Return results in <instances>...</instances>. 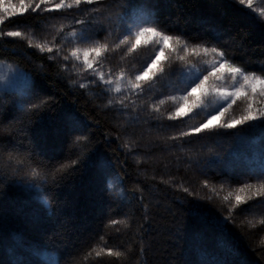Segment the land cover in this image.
<instances>
[{
    "label": "trees",
    "instance_id": "obj_1",
    "mask_svg": "<svg viewBox=\"0 0 264 264\" xmlns=\"http://www.w3.org/2000/svg\"><path fill=\"white\" fill-rule=\"evenodd\" d=\"M9 3L16 11L0 9V61L24 71L28 84L0 90V264H52L45 252L54 264H264V194L254 195L264 186L254 165L264 160V117L218 127L249 103L258 113L264 97H242L217 124L181 136L210 118L197 110L168 119L194 78L189 67L205 74L208 56L166 53L163 72L156 68L143 91L105 83L119 75L135 82L155 58L157 44L117 47L147 26L217 48L264 78V0L252 8L238 0H103L61 9L49 0L35 12L39 0H24L27 11L20 0H0ZM97 44L107 50L92 69L71 57Z\"/></svg>",
    "mask_w": 264,
    "mask_h": 264
},
{
    "label": "snow or ice",
    "instance_id": "obj_2",
    "mask_svg": "<svg viewBox=\"0 0 264 264\" xmlns=\"http://www.w3.org/2000/svg\"><path fill=\"white\" fill-rule=\"evenodd\" d=\"M49 0H39V3L35 4V7L32 8V11L35 12L38 9H40L41 4L47 3ZM103 0H73V3L66 4L65 0H60V3L55 4V9H61L64 7L71 8L73 4L79 6L81 3L84 4H94V3H102ZM239 4L241 5H247L248 8L253 7V0H238ZM27 7H31V0H29V4ZM27 7H25L24 0H20V9L21 11H27ZM43 11H49L51 9H42ZM255 10V9H254ZM3 11L5 14L14 13L16 11L15 7L9 3L6 7H3ZM264 14V13H262ZM3 19L0 18V24H3ZM3 35H6L8 37H21L22 33L20 31H7L6 33H2ZM141 42H143L145 45L147 44H157L160 45L158 52L155 55V58L152 59L151 63H148L146 67H143L140 74L136 75L135 82L128 81V85L132 90H141L142 89V83L150 81L155 75H156V68H159L161 72H163V67L161 66V60L162 58H165L166 53H175L177 58L185 61L186 57L192 56V57H198V56H208L210 54H214L216 57H218V60H214L210 66V70L207 71V75H203V78L201 79L199 75L195 76L192 81L184 86V91L186 92V95H183L179 97L180 100L183 101V103L176 109L175 113L170 115L168 117L169 120H174L178 117H181L185 114V109H190L191 107L198 106V103L200 101V96L196 95L197 93H200V95H204L206 92V88L209 86V80L210 78H215V80H222L225 77V73H227L231 79L239 84V87H235L233 91L229 92L226 90H220L218 95L221 100L223 101H230L227 103V106L221 105L220 108L217 110L218 115H211V119L208 120L207 123H203L201 127L192 129L191 132H182L181 136H186L194 133H200L204 129H209L210 125L212 124V120H218L220 117H223L225 113L228 112L230 108H232V105L236 103V101L242 97H245L249 100H251L253 97L259 95L260 97H264V78H262L259 75L255 74H246L242 69L238 66H233L232 63H230L225 58V53L223 51H218L217 48H207L202 47L200 45H197L195 47H190L184 40H182L179 36L167 34L166 32L160 30L156 26H147V27H141L137 32L134 34H131L129 36H126L123 40L120 41V44L117 45V47H120V45H130L128 48L129 52L135 51L138 46L141 45ZM31 40L29 41V44L31 45ZM35 47L39 49L41 52L48 51L52 52L53 49L48 47L46 44H35ZM107 50L106 45L97 44L91 48H86L83 50V56H84V65L86 69H92L93 64L89 62V56L91 54H94L93 59L100 57L105 51ZM80 49L73 50L71 52V57L79 59V52ZM69 57H65V59H68ZM101 79H103V75L101 74ZM239 78V79H238ZM119 79V78H118ZM240 80L243 81V83H240ZM196 81H199L198 83ZM112 80H105V83L111 84ZM194 85V86H193ZM83 87V85H81ZM190 89V91L188 90ZM120 86L117 82V86L115 88L116 92H119ZM251 93V95L249 94ZM163 103V101H161ZM252 104H248V108L245 112V114L241 115L238 119H231V120H224L222 123L218 125L220 128H226V129H232L236 127L237 125H242L246 122L253 121L258 119L259 117H264V109L259 110L258 113H253L251 111ZM156 110V109H154ZM75 163V161H73ZM63 168L68 167V165H63ZM36 173L33 172V175ZM248 188H251L252 186H246ZM239 192L245 191L244 188H241L238 190ZM264 194V186H261V188L254 193V195ZM225 200L228 199L226 196L224 198ZM243 202V198L239 195L236 196V203L240 204ZM261 223H264V221H261ZM261 243H264V241H261ZM109 255H115L120 256L121 253L119 251L113 252L109 250ZM99 255V253H97Z\"/></svg>",
    "mask_w": 264,
    "mask_h": 264
},
{
    "label": "rangeland",
    "instance_id": "obj_3",
    "mask_svg": "<svg viewBox=\"0 0 264 264\" xmlns=\"http://www.w3.org/2000/svg\"><path fill=\"white\" fill-rule=\"evenodd\" d=\"M255 1L257 0H253V3H255ZM7 5L8 4L0 5V9L3 10V7H6ZM76 49H79V48H76ZM80 50H81L79 52L80 58L77 60L84 65V56H83L84 48H80ZM213 56L215 59H211ZM93 57H94V54H91L89 56V62L92 63ZM208 59L209 60L205 64H203L204 67H206L205 74H202L201 72H199L197 68L189 67L188 74H187L188 77L193 78L199 75L200 78L202 79L203 75H207V71L210 70V66L212 62L214 60H218L219 58L216 57L214 54H210L208 55ZM107 80L113 81L111 84H107L113 89V91H115L117 82L119 83V86L121 89L119 92L121 91L134 92L135 91L129 87L128 81H126L124 77H122L121 75L109 77V79ZM240 83H243V81L240 80ZM27 84H28V76L25 74L24 71L4 61H0V90H6V91L21 90L24 87H26ZM235 87H239V84L235 83L227 73H225V77L222 80H215V78H210L209 86L206 88L205 94L204 95H200V93L196 94L200 96V101L198 103V106L191 107L190 109L186 108L185 113L188 114V113H192V112L199 110L203 113H207L211 115H218L217 110L220 108V106L224 105L226 107L227 103L230 102V101L226 102V101L221 100L218 95L219 91L226 90V91L231 92L234 90ZM249 94L251 95V93ZM209 119H211V116ZM209 119H207L206 123L208 122ZM219 121H220V118L218 120H212V124L210 126L217 124ZM254 165L258 167V169H261L264 171V160H258L256 164ZM42 257H44V259H46L49 263H52V264L55 263L54 257L50 253H46V252L42 253Z\"/></svg>",
    "mask_w": 264,
    "mask_h": 264
}]
</instances>
